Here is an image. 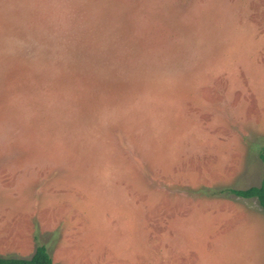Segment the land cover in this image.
<instances>
[{
    "label": "rangeland",
    "instance_id": "obj_1",
    "mask_svg": "<svg viewBox=\"0 0 264 264\" xmlns=\"http://www.w3.org/2000/svg\"><path fill=\"white\" fill-rule=\"evenodd\" d=\"M263 147L264 0H0V257L264 264Z\"/></svg>",
    "mask_w": 264,
    "mask_h": 264
},
{
    "label": "trees",
    "instance_id": "obj_2",
    "mask_svg": "<svg viewBox=\"0 0 264 264\" xmlns=\"http://www.w3.org/2000/svg\"><path fill=\"white\" fill-rule=\"evenodd\" d=\"M260 159L264 162V147L259 152ZM225 191V190H223ZM227 192L241 198H256L264 209V183L246 189H228ZM0 264H54L45 245H38L30 258H5L0 257Z\"/></svg>",
    "mask_w": 264,
    "mask_h": 264
},
{
    "label": "crops",
    "instance_id": "obj_3",
    "mask_svg": "<svg viewBox=\"0 0 264 264\" xmlns=\"http://www.w3.org/2000/svg\"><path fill=\"white\" fill-rule=\"evenodd\" d=\"M201 249V258H208L207 256V252L205 251V249H203V247L200 248ZM200 264H201V261H200Z\"/></svg>",
    "mask_w": 264,
    "mask_h": 264
}]
</instances>
